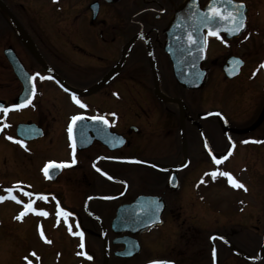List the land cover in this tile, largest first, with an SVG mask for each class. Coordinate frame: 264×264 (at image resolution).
<instances>
[{"label":"flooded vegetation","instance_id":"obj_1","mask_svg":"<svg viewBox=\"0 0 264 264\" xmlns=\"http://www.w3.org/2000/svg\"><path fill=\"white\" fill-rule=\"evenodd\" d=\"M208 2L0 0L11 14L0 5V70L16 84L13 97L0 102L11 109L31 83L36 87L30 104L0 111V125H9L0 137L20 157L11 170L17 163L24 169L0 189L8 195L4 189L19 184V200L49 213H28L17 223L33 227L37 243L14 264H27L25 257L32 264H264V16L252 15L242 0L246 27L234 35L203 30L198 64L197 40L179 32L182 39L168 48L165 30L173 18L201 14ZM191 65L204 77L198 88L175 78L176 69ZM75 115H103L110 123L77 122L70 139ZM114 138L123 143L112 146ZM50 164L61 167L46 177ZM6 203L17 208L15 216L23 211L22 203ZM57 203L72 214V232L77 223L83 231V249L63 214L58 222ZM48 231L61 236L49 240Z\"/></svg>","mask_w":264,"mask_h":264},{"label":"snow or ice","instance_id":"obj_2","mask_svg":"<svg viewBox=\"0 0 264 264\" xmlns=\"http://www.w3.org/2000/svg\"><path fill=\"white\" fill-rule=\"evenodd\" d=\"M193 2L195 3V0H193ZM245 8V4L242 2V0H209L208 4L205 6V10L201 13V15L203 16L204 19V23L205 26L208 27V35H212V36H219V33L221 31H225L227 32L229 35H234L236 33H239L241 30H243L246 27V16L244 14V12L242 11V9ZM197 11H199V9L197 8ZM188 40L192 43H195L196 41L193 39V37L191 36V34H189L188 36ZM204 43H206V40L204 41ZM201 51H203V47H201L200 49ZM233 64L235 65H240L243 62L233 58L232 61ZM260 68H264V63L260 64ZM39 75V74H36ZM253 75H255V73H253ZM50 78V77H49ZM36 76H31L29 77L30 81H35ZM40 79H45V77L41 76ZM36 92V87H35V83H31L29 89L27 90V95L21 97L20 99V103L12 105L11 109H19L22 107L27 106L28 104L31 103L32 97L35 95ZM73 100L75 101V103H77L81 108H86L87 105L83 104L80 102V100H78L75 96H73ZM9 107L4 106L2 103H0V111H2L5 115L11 110ZM112 115H115L114 113ZM85 119L90 120V121H94V122H98L101 125H103L105 128H107L109 126V120L105 118V116L103 115H97V116H91V117H85L84 115H75L71 118V124L68 128V132H69V136L70 139L72 138V132H73V125H77V122H82ZM3 127H9V125H7L6 123L0 125V130H2ZM85 137L82 136V139H84ZM7 139L9 140H13V137L8 136ZM16 143H21L23 145V141L22 140H16ZM249 141H243V143H248ZM253 143H259L261 141H251ZM123 140L122 138H114V142L112 146H116L117 144H122ZM206 147H208L207 143L205 144ZM73 147V152L75 151V143H73L72 145ZM234 147V145H233ZM231 153L229 152V155ZM225 159L227 157H224ZM213 159H215V157H213ZM75 159L72 160V163H75ZM216 163L219 164L220 160H216ZM59 168L61 167V165H57V164H50L48 166H46L43 171L45 176H49V168ZM93 167L95 168L96 165L94 164ZM96 171L101 172V169L96 168ZM106 176H108V179H114V177L108 175L107 173H102ZM207 175V174H206ZM221 175L226 176L228 178V182L234 187V188H241L244 189L245 191H247L246 186L239 182L238 180H236L235 178H233L231 176V174H229L228 172H223L221 173ZM211 176L213 178H215L217 176V172L213 171L211 172ZM175 178H171V180H174ZM170 180V182H171ZM202 183L204 182L203 180L201 181ZM123 183V182H122ZM16 189H19V184L14 185L13 187L4 189V191L8 194V195H0V202L5 201L6 199H11L13 201H15L16 203H22L23 204V211L20 212V214L15 217V219L17 220H22L23 217L25 215H27L28 213H32L35 215H40V216H48L49 213L46 210L43 209H37L34 207V200H29L27 203L22 202L21 200L18 199V197L16 195H14V191ZM24 195L31 197L33 194L29 193V192H25ZM38 199H44L46 200L47 197L42 196V195H38L37 196ZM159 208V204L157 203L155 208L153 209V211L158 210ZM61 214H63V217L65 219V223L68 226V231L73 234V235H78L81 239V243L79 245V247L81 249L84 248V233L83 231L79 230V224L77 223L76 228H77V232L73 233L72 232V225L68 222V217L70 215H72L71 213H69L68 211L61 209L59 206V203H57V210H56V215L58 218V222H59V218L61 216ZM153 222H158V220H154ZM40 235L42 238L44 237V233L41 230L40 231ZM46 239V238H45ZM213 239H215V237H213ZM47 242H51V241H47ZM125 255H130L131 254V249H129L126 253H124ZM32 256H35L36 254L33 252L31 254ZM77 255H83L86 259L91 260L92 257L90 255H88L86 252H78ZM212 255H213V260L215 261L216 258V249L215 247H213L212 249ZM27 262V264H32V261L28 259V257L24 258ZM38 259V257H37ZM150 264H172V262L169 261H151Z\"/></svg>","mask_w":264,"mask_h":264},{"label":"rangeland","instance_id":"obj_3","mask_svg":"<svg viewBox=\"0 0 264 264\" xmlns=\"http://www.w3.org/2000/svg\"><path fill=\"white\" fill-rule=\"evenodd\" d=\"M252 5V15H263L264 16V0H244ZM4 62L2 53L0 50V63ZM9 75L6 71L0 70V99H9L14 93L16 84L10 83L8 80ZM238 111V110H237ZM3 138L0 137V184L3 186L5 181L11 180L13 173L15 176L22 169V164L17 163L12 165V169H17L15 171L11 170L12 161L20 159L16 154L17 148H7L4 144ZM28 165V163H27ZM14 180V179H12ZM11 180V181H12ZM0 186V187H1ZM1 190V189H0ZM0 195H4L0 191ZM17 208L12 207L9 203L5 201L0 202V264H14L18 262L22 250L26 248L29 244L37 243L33 227L21 226L17 224L19 221L15 219V211ZM15 213V214H14ZM54 236L60 238L61 233L59 232H47V237L49 240H56ZM52 238V239H51ZM55 244V243H54ZM36 250L41 248L38 244L34 246ZM40 256H46L44 251L39 252ZM52 256V253L50 254Z\"/></svg>","mask_w":264,"mask_h":264},{"label":"water","instance_id":"obj_4","mask_svg":"<svg viewBox=\"0 0 264 264\" xmlns=\"http://www.w3.org/2000/svg\"><path fill=\"white\" fill-rule=\"evenodd\" d=\"M0 5H1V8L8 15H11L2 3ZM244 9H242V11H244ZM200 16H202V15L200 13H197L195 16L193 14V15H190L188 18H181V17L178 19L173 18V20L168 24V27L165 30V32H167L165 47H168V48L171 47V44L175 40H181L186 35L192 34L191 36H193V39L194 40L196 39L198 42L197 47H198L199 52H200L197 55L198 64H200V61H201V58L203 57L204 49H205V43L203 41L202 31L206 30L207 35H208V27L205 26L204 20L199 18ZM179 32L187 33V34H183L182 38H177L176 34ZM222 32H225V31H222ZM193 34H195V36ZM201 47H203V51L200 50ZM188 56H190V55H188ZM198 69H199V66L196 67L193 65H191L190 67L188 66L187 71H182L180 69H176L175 70V78H176L177 82L184 87L198 88L199 84H202L203 78H204V77L202 78V74H200L201 76L198 75V73H199ZM20 99L21 98H19V101H20ZM22 127H24V126H22V125L19 126V128H22Z\"/></svg>","mask_w":264,"mask_h":264}]
</instances>
